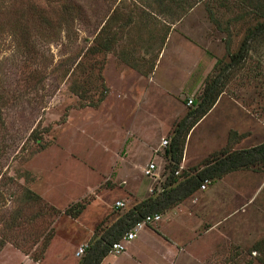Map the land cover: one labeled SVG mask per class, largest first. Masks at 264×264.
Here are the masks:
<instances>
[{
  "label": "rangeland",
  "instance_id": "374dc122",
  "mask_svg": "<svg viewBox=\"0 0 264 264\" xmlns=\"http://www.w3.org/2000/svg\"><path fill=\"white\" fill-rule=\"evenodd\" d=\"M191 1L0 0V264H77L97 226L161 189L175 123L228 60L208 7L223 24L241 12V0ZM230 30L235 50L244 24ZM262 140L264 39L188 131L174 174ZM203 183L179 222L147 223L148 243L139 228L101 264H264V169Z\"/></svg>",
  "mask_w": 264,
  "mask_h": 264
},
{
  "label": "trees",
  "instance_id": "16d2710c",
  "mask_svg": "<svg viewBox=\"0 0 264 264\" xmlns=\"http://www.w3.org/2000/svg\"><path fill=\"white\" fill-rule=\"evenodd\" d=\"M170 1L179 2L180 0ZM64 2L63 7L65 8L71 5L70 1ZM195 2L196 0H192L190 5L186 7H191ZM239 7L241 12L235 14L231 19L228 18L224 24L208 7L210 19L218 28L226 32L224 40L228 60L216 59L214 68L217 69V72L206 80L199 98L194 102V106L190 107L175 123L169 145L165 148V153L170 159V173L167 175L161 189L152 191L148 196L133 203L105 224L97 226L93 238L87 243L85 251L77 264H100L102 259L110 252L111 243L121 238L134 223L141 220L147 213H162L179 203L195 192L205 180L220 177L226 172L240 168L264 169V140H262L250 146L235 148L224 151L220 155L212 156L201 167L194 168L190 173L185 172L182 178H178V175L174 174L181 159L188 131L213 106L223 90L224 82L230 75V71L239 66L249 56L255 43L264 39V0H241ZM59 19L63 21L61 15H59ZM237 23H243L244 30L236 49L230 50L232 37L230 26L231 24L235 26ZM191 101L193 100L191 99ZM32 193L38 196L37 193L33 191ZM84 207L85 202H75L69 205L65 212L75 216ZM2 244L3 242H0V247Z\"/></svg>",
  "mask_w": 264,
  "mask_h": 264
},
{
  "label": "built area",
  "instance_id": "2783aa9c",
  "mask_svg": "<svg viewBox=\"0 0 264 264\" xmlns=\"http://www.w3.org/2000/svg\"><path fill=\"white\" fill-rule=\"evenodd\" d=\"M191 101V98L189 99ZM156 169V163L154 161H150L148 164L145 165L143 172L145 175L151 176L154 174V170ZM204 183L201 184V187H204ZM115 206H122L124 205V201L121 199L115 200ZM161 218L160 212H152L147 213L141 220L134 223V225L119 239L113 241L111 243L110 252H121L125 250L126 242L132 239L136 235V230L142 227L147 223H151L157 221ZM85 246H81L78 249V252H82Z\"/></svg>",
  "mask_w": 264,
  "mask_h": 264
},
{
  "label": "crops",
  "instance_id": "0c3cea01",
  "mask_svg": "<svg viewBox=\"0 0 264 264\" xmlns=\"http://www.w3.org/2000/svg\"><path fill=\"white\" fill-rule=\"evenodd\" d=\"M156 174V173H155ZM201 186V185H200ZM146 196H148V195H146ZM146 196H144V197H146ZM144 197H142V198H144ZM142 198H140L139 200H141ZM115 200H118V199H115ZM115 200H114V202H115ZM121 200H123V199H121ZM139 200H137L136 202H138ZM124 201V200H123ZM135 202V203H136ZM182 202V201H181ZM181 202H179V203H177V204H175V205H173L172 207H170V208H168L167 210H165L164 212H162L161 213V221L159 222V224H157V226H156V229L157 230H159L160 231V233H162L164 230V227L166 226L167 227V225L168 224H171V223H174V222H176V219L178 218V216L180 215L179 214V205L181 204ZM124 204H125V202H124ZM159 219V220H160ZM166 219V220H165ZM159 220H157V221H159ZM163 220V221H162ZM178 220V222H179V220L180 219H177ZM157 221H154V222H157ZM154 222H151V223H154ZM163 222V223H162ZM165 222V223H164ZM180 224H181V222H180ZM142 227H144L145 229L142 231V233H143V235H141L142 236V241H141V243L143 242V240H145L144 242H146V243H148L149 242V236L150 237H153V235L154 234H158V232L154 229V228H151V227H149V225L148 224H145V225H143ZM142 227H140V228H142ZM142 233H140V234H142ZM138 236V229L136 230V235L134 236V237H137ZM133 237V238H134ZM132 238V239H133ZM131 240V239H130ZM139 242V241H138ZM146 248H148L149 247V245L148 246H145ZM125 249H126V247H125ZM122 252V251H121ZM132 254H138L137 253V251L135 250ZM103 260V259H102ZM102 262V261H101ZM101 262H100V264H101Z\"/></svg>",
  "mask_w": 264,
  "mask_h": 264
}]
</instances>
